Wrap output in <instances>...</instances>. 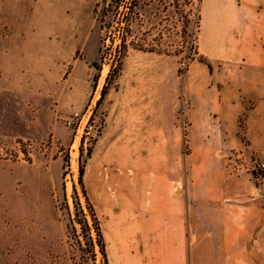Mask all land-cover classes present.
<instances>
[{
  "label": "crops",
  "instance_id": "1",
  "mask_svg": "<svg viewBox=\"0 0 264 264\" xmlns=\"http://www.w3.org/2000/svg\"><path fill=\"white\" fill-rule=\"evenodd\" d=\"M211 9L219 40L203 51L213 69L193 74L204 113L218 93L220 132H202L184 154L175 104L160 89L146 95L153 80L112 87L97 106L104 125L86 182L106 216L109 264H264V196L252 195L246 169L264 156V0H212ZM15 25L0 15V134L25 138L40 123L51 128V43ZM83 86L84 103L91 80Z\"/></svg>",
  "mask_w": 264,
  "mask_h": 264
},
{
  "label": "rangeland",
  "instance_id": "2",
  "mask_svg": "<svg viewBox=\"0 0 264 264\" xmlns=\"http://www.w3.org/2000/svg\"><path fill=\"white\" fill-rule=\"evenodd\" d=\"M2 1L5 5L0 7V15H8L13 25L16 24V30L28 26L32 31L48 36L52 90L51 128H44L40 123L32 129V135L25 137L32 142L30 150L16 145L15 141L25 138L0 134V264H106L95 243L93 221L79 183L80 167L83 166V180L90 197L86 174L104 125V116L96 103L106 85L107 92L112 87L153 80L156 85L148 86L146 95L158 98L160 89L162 95L175 104V124L184 154L191 152L202 132H220L223 124L219 117L218 93L213 98L215 101L207 102L204 113L200 99L203 90L198 87L197 77L193 74L195 65L209 67L207 63L211 64L203 50H217L216 11L209 10L212 0H202L198 5L201 20L194 59L186 57L191 37L166 34L162 38L158 36V43L162 42L171 50L170 54L146 52L130 46L117 77L114 73L111 77L108 75L121 36L113 27H108L117 25L111 23L109 15L104 16L103 0ZM234 1L240 4L244 0ZM161 8L158 2V11ZM155 11V3L144 6L142 19L133 23L129 42L139 41L143 32L156 22ZM159 19L158 16V22ZM175 21L181 30L183 23ZM155 36L153 33L152 39ZM177 47L184 50L179 55L173 53ZM200 56H204L205 62L199 60ZM87 79L91 80V87L83 103L80 100ZM158 79L163 80L159 88ZM64 86L67 94L61 96L59 89ZM252 106L247 103V109L239 119L242 132L248 109ZM88 108L92 111L88 127L94 124L92 118L96 117L92 129L83 127L87 117L79 130L77 126L65 125V118L74 111L85 113ZM43 140L50 144L40 145ZM90 149L91 155L88 154ZM263 157L254 156L246 165L255 185L253 196H256V187H260L261 171L253 169L252 161ZM235 160L240 159L235 156ZM232 163L225 164L226 171H231ZM99 215L101 220L106 218L102 210Z\"/></svg>",
  "mask_w": 264,
  "mask_h": 264
},
{
  "label": "trees",
  "instance_id": "3",
  "mask_svg": "<svg viewBox=\"0 0 264 264\" xmlns=\"http://www.w3.org/2000/svg\"><path fill=\"white\" fill-rule=\"evenodd\" d=\"M104 1V16L109 15L111 17V23H115L117 26L111 24L114 32L121 36V42L117 45V54L115 61L111 64V71L108 77L114 75L119 76L122 69L123 60L127 56L130 46H133L139 50L155 53L170 54L171 50L165 48L162 42L158 43V36L164 37L166 34H185L192 38V43L189 48V52L186 54L188 59H194L195 53H197V45L195 44L197 33L200 31L201 15L199 13L198 5L202 0H103ZM158 2L162 5V8L158 11ZM155 3L156 11L154 14L156 22L152 24L150 28L143 32V37L137 42H129L128 38L133 32V23L142 19V9L145 5ZM158 16L160 17L158 22ZM183 23V27L180 30L178 28L177 21ZM104 21V20H103ZM163 22H166L163 25ZM170 22V23H169ZM153 33H156L155 38L152 39ZM113 44L115 39L112 40ZM184 50L177 47L173 53L179 55ZM200 61L205 62L204 56L199 57ZM209 68L212 69V65L207 63ZM107 85L104 86L101 94V98L97 102V106L105 96ZM90 149L88 154L91 155ZM84 168L80 167L79 183L81 185L82 193L86 198L87 207L90 216L93 221V230L95 231V243L99 246L102 258L109 264L107 253V242L104 236L102 220L95 205L92 203L90 197L87 194V189L83 180Z\"/></svg>",
  "mask_w": 264,
  "mask_h": 264
},
{
  "label": "built area",
  "instance_id": "4",
  "mask_svg": "<svg viewBox=\"0 0 264 264\" xmlns=\"http://www.w3.org/2000/svg\"><path fill=\"white\" fill-rule=\"evenodd\" d=\"M96 93H98V87L96 89ZM91 113H92V111L90 110V108H88V110H86L85 113H82L81 111L76 110L71 115H69L68 117L65 118V125H67L68 127H71V128L77 126L78 130H79V128L83 124L84 119L87 117L83 127L84 128L88 127V122L91 119V115H92ZM92 119H93L92 121L94 122V124L89 126L88 129H92L93 126L96 124V117H94ZM183 125H184V129H185L186 123L184 122ZM87 133H90V131L88 130ZM15 142H16V145L20 149L27 148V150H30V148H32V142L30 140L19 139V140L15 141ZM44 142H45L44 140L42 142H40V145L50 144L49 141H47L46 144ZM52 143H54V142L52 141ZM252 162H253L252 163L253 169L257 168V169H260V171H261V174H260V177H259V180L261 181V183H260V187H256V189H255L256 196H264V160L257 159V160H254Z\"/></svg>",
  "mask_w": 264,
  "mask_h": 264
}]
</instances>
